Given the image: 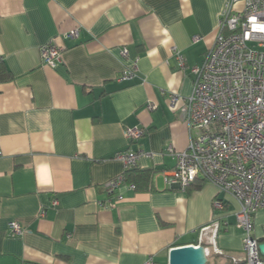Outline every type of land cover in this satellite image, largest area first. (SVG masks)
Returning a JSON list of instances; mask_svg holds the SVG:
<instances>
[{
  "label": "crops",
  "instance_id": "0c3cea01",
  "mask_svg": "<svg viewBox=\"0 0 264 264\" xmlns=\"http://www.w3.org/2000/svg\"><path fill=\"white\" fill-rule=\"evenodd\" d=\"M226 2L0 0L9 75L0 80V264H169L172 248L190 245L207 246L218 256L212 264L245 260L239 203L211 183L184 190L161 176L177 163L168 149L189 145L181 108L193 90L190 70L203 66ZM51 41L64 49L55 68L41 62ZM134 60L136 77L118 82ZM136 127L146 134L130 143L125 132ZM128 150L144 153L138 169L157 173L148 187L124 183L108 196L104 186L124 174L116 156ZM215 199L223 211L214 212ZM214 221L212 246L202 230ZM253 221L263 243L264 209Z\"/></svg>",
  "mask_w": 264,
  "mask_h": 264
},
{
  "label": "built area",
  "instance_id": "2783aa9c",
  "mask_svg": "<svg viewBox=\"0 0 264 264\" xmlns=\"http://www.w3.org/2000/svg\"><path fill=\"white\" fill-rule=\"evenodd\" d=\"M78 34L75 29L68 37L75 39ZM63 51L53 41L44 45L42 64L55 68L62 63ZM176 55L181 71L185 72L184 57L178 52ZM122 56H129L127 49L122 50ZM137 71L138 60H134L118 82L132 81ZM190 72L194 76L193 90L181 108L190 130L189 145L183 152L168 149L177 163L161 176L167 186L184 190L197 178H203L219 193L232 196L240 205L236 227L243 232L246 257L242 262L264 264L253 221L255 214L264 209V0H227L213 47L203 66L191 68ZM178 100L171 96L173 107ZM146 109L153 112L157 106L148 104ZM145 134L146 129L137 127L125 132L130 143L138 142ZM143 155L142 151L128 150L116 159L124 165L125 173L136 168ZM124 183V174L108 182L104 186L107 195L114 197ZM128 186L136 190L134 184ZM53 205L57 207L58 202ZM224 209L223 201L215 199L214 212ZM8 229L23 234L17 222H11ZM219 229V223L214 221L202 230L211 232L212 246ZM145 264L156 262L150 258Z\"/></svg>",
  "mask_w": 264,
  "mask_h": 264
},
{
  "label": "trees",
  "instance_id": "16d2710c",
  "mask_svg": "<svg viewBox=\"0 0 264 264\" xmlns=\"http://www.w3.org/2000/svg\"><path fill=\"white\" fill-rule=\"evenodd\" d=\"M9 78V75L6 73V69L4 67V63L0 61V80H6ZM155 170H142L133 168L124 173V180L125 183L128 184H134L136 186V189L138 188H143V187H148L150 184L152 178L156 175ZM205 183H207L206 180L203 178H197L192 184H190L186 190H197L201 188ZM264 242V239L262 240ZM205 248L207 246L203 245ZM218 256L210 255L208 256V263L207 264H212L215 260H217ZM227 264H244V262H238L234 263L233 261H228Z\"/></svg>",
  "mask_w": 264,
  "mask_h": 264
},
{
  "label": "water",
  "instance_id": "95a60500",
  "mask_svg": "<svg viewBox=\"0 0 264 264\" xmlns=\"http://www.w3.org/2000/svg\"><path fill=\"white\" fill-rule=\"evenodd\" d=\"M259 251L264 258V242L259 244ZM208 252L202 245L175 247L170 250L169 264H207Z\"/></svg>",
  "mask_w": 264,
  "mask_h": 264
}]
</instances>
